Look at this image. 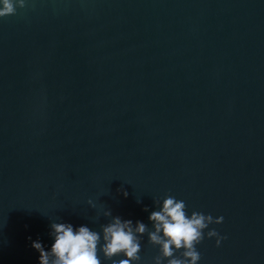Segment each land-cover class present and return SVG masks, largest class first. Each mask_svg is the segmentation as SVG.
Returning <instances> with one entry per match:
<instances>
[{"label":"water","instance_id":"obj_1","mask_svg":"<svg viewBox=\"0 0 264 264\" xmlns=\"http://www.w3.org/2000/svg\"><path fill=\"white\" fill-rule=\"evenodd\" d=\"M166 195L223 217L197 264H264V0H25L0 17V264H39L51 222L99 232L105 208L151 229ZM140 243L133 264H152Z\"/></svg>","mask_w":264,"mask_h":264},{"label":"clouds","instance_id":"obj_2","mask_svg":"<svg viewBox=\"0 0 264 264\" xmlns=\"http://www.w3.org/2000/svg\"><path fill=\"white\" fill-rule=\"evenodd\" d=\"M18 7L24 8L25 0H0V17L16 14ZM123 195L127 197L128 193L124 191ZM87 203L95 209L91 199ZM154 204H159V209L149 214L151 229L139 220L133 224L130 219L112 216L111 210L105 208L103 215L111 219L100 225L99 232L84 225L74 228L70 223L51 222L53 243L50 248L45 250L39 240L32 241L31 246L39 252V264H101L98 251L110 264H133L141 261L140 241L146 234L148 243L158 247L152 264H197L201 253L196 245L205 237H215L217 246L226 239L215 229L208 228L210 224L222 223V216L214 218L199 211L188 214L186 203L171 195L164 196L162 201L154 199ZM204 229H208L207 232ZM115 256L124 258L113 259Z\"/></svg>","mask_w":264,"mask_h":264}]
</instances>
